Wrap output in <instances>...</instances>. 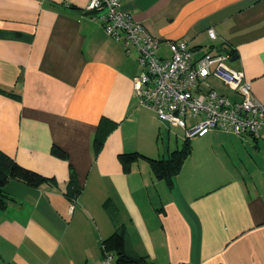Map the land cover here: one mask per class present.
I'll list each match as a JSON object with an SVG mask.
<instances>
[{
	"label": "crops",
	"instance_id": "obj_1",
	"mask_svg": "<svg viewBox=\"0 0 264 264\" xmlns=\"http://www.w3.org/2000/svg\"><path fill=\"white\" fill-rule=\"evenodd\" d=\"M89 2L0 0V152L52 180L5 185L0 264H99L115 232L127 256L151 263L264 264V129L187 138L177 127L184 134L172 149V125L133 95L136 51L105 33ZM119 8L162 42L160 56L178 40L194 59L228 55L264 105V0H120ZM210 77L202 91L238 99ZM186 140L180 171L170 183L155 178L149 159H167ZM129 153L140 157L124 165L119 156Z\"/></svg>",
	"mask_w": 264,
	"mask_h": 264
},
{
	"label": "built area",
	"instance_id": "obj_2",
	"mask_svg": "<svg viewBox=\"0 0 264 264\" xmlns=\"http://www.w3.org/2000/svg\"><path fill=\"white\" fill-rule=\"evenodd\" d=\"M120 0H90L86 11L99 13L105 33L129 54L137 53L139 72L132 78L138 105L151 109L158 120L182 128L191 138L216 130L236 136L257 137L264 129V105L251 92L242 71L230 68L228 55L204 54L193 58L183 40L165 42L168 55L160 56L162 42L145 26L119 8ZM215 39L212 29L207 31ZM218 79L238 99L231 100L214 89L202 91L203 80ZM116 255L104 252L99 264H115Z\"/></svg>",
	"mask_w": 264,
	"mask_h": 264
},
{
	"label": "trees",
	"instance_id": "obj_3",
	"mask_svg": "<svg viewBox=\"0 0 264 264\" xmlns=\"http://www.w3.org/2000/svg\"><path fill=\"white\" fill-rule=\"evenodd\" d=\"M97 142L99 139L95 138ZM97 147L99 144L97 143ZM190 151L188 141L186 140L182 147L169 154L167 159L154 160L149 159L151 168L155 178L165 179L169 183L173 176H175L182 166L185 157ZM55 154L59 153L58 150L53 151ZM140 155L137 153H129L120 155L119 158L124 165H127L135 161ZM10 179L21 181L29 186L38 187L42 184L50 185L52 180L43 177L36 172L27 170L19 166L16 162L0 152V208H3L7 201V195L5 194L4 187ZM69 185L73 190L72 198H76L79 193V187L76 185V181L71 175ZM103 252L114 253L116 255L115 264H156L148 262L145 258H132L127 256L124 249V240L119 232H115L102 242Z\"/></svg>",
	"mask_w": 264,
	"mask_h": 264
},
{
	"label": "rangeland",
	"instance_id": "obj_4",
	"mask_svg": "<svg viewBox=\"0 0 264 264\" xmlns=\"http://www.w3.org/2000/svg\"><path fill=\"white\" fill-rule=\"evenodd\" d=\"M208 80H218V79H216V78H214V77H210V79H208ZM216 82V84L218 85V86H222L219 82H217V81H215ZM223 89V91L224 92H226V90L224 89V88H222ZM226 93H228V92H226ZM162 126L165 128V127H167V125H165V124H163L162 123ZM169 132H170V139H171V143H172V149H174L175 148V144H174V140H175V137H174V134H176V135H178V136H180V137H182L183 136V131L181 130V129H179V128H177V127H174V126H172V127H170V129H169ZM179 140V139H178ZM159 143L161 144V142L162 143H167V129H166V131H165V135L164 136H160V138H159ZM180 145V144H179ZM177 148H179V146H177ZM176 149V148H175Z\"/></svg>",
	"mask_w": 264,
	"mask_h": 264
}]
</instances>
